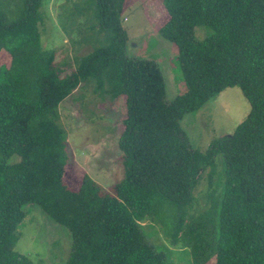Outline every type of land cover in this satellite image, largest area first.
I'll return each instance as SVG.
<instances>
[{
  "label": "trees",
  "instance_id": "trees-1",
  "mask_svg": "<svg viewBox=\"0 0 264 264\" xmlns=\"http://www.w3.org/2000/svg\"><path fill=\"white\" fill-rule=\"evenodd\" d=\"M44 1L0 0V264H33L16 251L27 206L69 232L66 264H170L145 220L190 249L194 264H264V0H162L169 20L159 33L177 46L186 87L171 102L159 63L128 53L126 0L75 5L68 18L90 11L85 42L94 46L70 73L43 46ZM83 83L126 98L125 175L110 191L89 175L77 191L64 180L59 107ZM231 87L250 104L245 120L194 149L182 119ZM218 157L221 192L196 214L195 191L204 177L213 184Z\"/></svg>",
  "mask_w": 264,
  "mask_h": 264
},
{
  "label": "rangeland",
  "instance_id": "rangeland-1",
  "mask_svg": "<svg viewBox=\"0 0 264 264\" xmlns=\"http://www.w3.org/2000/svg\"><path fill=\"white\" fill-rule=\"evenodd\" d=\"M84 0H45L42 8V43L55 52V63L67 73L76 68V60L93 50L92 42L85 38L92 35L90 23L84 15L68 18L75 5ZM169 20L162 0H126L122 25L128 34V53L159 63L167 85V102L185 92L186 87L177 62V46L163 38L159 30ZM204 28H198V31ZM103 37V36H101ZM6 58L0 52V66ZM61 124L68 134V162L64 180L67 186L77 191L84 175H89L104 190L110 191L125 175L123 154L119 147L126 117V98L111 100L95 91V85L83 83L72 96L59 107ZM250 111V104L239 87L225 89L214 100L195 114H187L181 125L194 149L204 152L216 138L232 134ZM1 159V154H0ZM20 161L14 155L11 163ZM217 177L209 185L206 177L195 191L196 214L211 205L210 195L221 192L223 183L222 158H217ZM30 210L20 228L21 236L16 251L28 256L33 264H66L71 251L69 232L53 222L39 208ZM149 220L143 221L145 231H155L152 239L168 253L170 264H194L190 249L173 245L164 236L159 225L152 228ZM209 264V263H208Z\"/></svg>",
  "mask_w": 264,
  "mask_h": 264
}]
</instances>
